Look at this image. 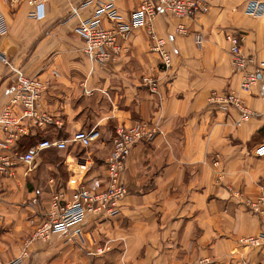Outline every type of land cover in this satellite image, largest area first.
<instances>
[{"label": "crops", "instance_id": "0c3cea01", "mask_svg": "<svg viewBox=\"0 0 264 264\" xmlns=\"http://www.w3.org/2000/svg\"><path fill=\"white\" fill-rule=\"evenodd\" d=\"M84 1L49 0L35 18L27 2L0 0L7 26L0 52L8 59L0 58V111L14 91L16 69L46 83L39 112L55 120H21L16 147L80 129L100 133L89 147L69 143L64 150H44L30 172L19 168L15 177L0 180V264L19 256L35 227L47 220L53 191L70 197L69 179L93 191L105 188L114 129L136 120L155 122L162 133L132 148L119 214L87 213L65 232L32 240L20 264H264V247L238 242L264 233V216L235 196L264 193V156L254 153L264 142V13H246V0H204L208 11L194 19L159 13L154 28L171 55L166 69L140 27L119 39L121 49L109 61L92 63L77 27L102 0L80 8ZM142 1L113 0L120 20L128 21ZM179 24L186 32L177 30ZM231 33L243 37V52L254 59L248 70L262 73L249 92L239 90L241 73L233 70L226 40ZM147 77L156 80L158 92L143 81ZM229 90L253 112L239 125L235 109L209 102L213 92Z\"/></svg>", "mask_w": 264, "mask_h": 264}, {"label": "built area", "instance_id": "2783aa9c", "mask_svg": "<svg viewBox=\"0 0 264 264\" xmlns=\"http://www.w3.org/2000/svg\"><path fill=\"white\" fill-rule=\"evenodd\" d=\"M6 3L18 4L27 2L34 10L30 12L32 17H40V9L49 0H3ZM92 0H86L80 8L88 6ZM208 5L204 0H144L139 7L131 12L129 20L122 22L118 16L117 8L113 0L97 2L90 16L80 19L77 32L83 39V52L92 63H105L112 58V53L120 51L119 39H126L134 28H143L151 41V49L158 53L162 65L167 69L171 66V55L165 48V40L160 37L155 28L154 20L159 13L167 12L182 19H194L197 15L208 11ZM76 11V10H75ZM245 11L251 15L264 13V2L260 0H246ZM114 21L112 26H105L103 19ZM179 32H186V26L179 24ZM7 32L6 21L0 10V34ZM243 37L238 34H227L231 63L235 72L241 73L239 90L249 92L262 76L255 66L254 59L246 55L242 49ZM197 44L201 43V36L196 37ZM0 58L8 64L6 55L0 52ZM16 73V85L10 98L0 111V180L13 178L18 169H23L27 174L36 167L37 158L47 149L56 148L64 150L69 143L89 147L99 139L100 133L96 128L89 130H77L67 138L47 139L41 138L27 146L24 150L16 147L19 136L21 120L31 118L38 123H51L55 121L50 114L39 112V101L44 91L45 82L37 76H27L20 70ZM53 74H57L53 71ZM152 90H157L156 80L147 77L143 79ZM158 92V90H157ZM210 104L218 108L228 110L235 109L239 116L236 124L239 125L247 120L253 112L246 106L244 99L237 91L229 90L218 94L213 92L209 97ZM20 111L19 114L17 110ZM55 123H59L56 121ZM162 133L161 127L149 120H136L128 124H118L114 129L111 147L105 158L107 168V185L100 191L89 189L83 182L69 179L71 194L66 199L64 192L55 190L51 194L50 210L47 220L37 225L29 239L24 242L19 256L9 264H20L28 255V246L32 240H45L51 235L65 232L75 224L83 221L87 213L104 215L107 218L114 217L120 212L121 201L127 194V188L123 181V171L132 148L140 142H150ZM254 153L258 157L264 156V142L258 144ZM218 165V160L213 161V166ZM221 173L217 174V180ZM235 196L245 207L257 214L264 216V193L255 198L244 196L236 191ZM79 233V230H76ZM243 247H264V233L247 235L238 239ZM98 248L97 252H102ZM240 264H247L242 260Z\"/></svg>", "mask_w": 264, "mask_h": 264}]
</instances>
